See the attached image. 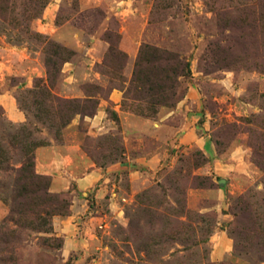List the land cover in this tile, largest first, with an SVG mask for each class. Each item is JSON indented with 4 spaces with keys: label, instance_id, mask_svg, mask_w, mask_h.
Instances as JSON below:
<instances>
[{
    "label": "rangeland",
    "instance_id": "374dc122",
    "mask_svg": "<svg viewBox=\"0 0 264 264\" xmlns=\"http://www.w3.org/2000/svg\"><path fill=\"white\" fill-rule=\"evenodd\" d=\"M0 45L23 114L0 105V264H264V0H0ZM26 64L45 75L20 86ZM61 143L97 166L160 161L130 162L134 183L117 175L116 212L109 191L77 194L85 212L63 235L75 193L54 191L34 155Z\"/></svg>",
    "mask_w": 264,
    "mask_h": 264
},
{
    "label": "crops",
    "instance_id": "0c3cea01",
    "mask_svg": "<svg viewBox=\"0 0 264 264\" xmlns=\"http://www.w3.org/2000/svg\"><path fill=\"white\" fill-rule=\"evenodd\" d=\"M126 41L127 38L123 36L121 47L127 53L130 62H133L136 55V47L134 45L128 46ZM11 56L12 50L0 45V105L4 107L6 114L11 119L20 121L23 119V114L18 110L12 93L13 89L18 86L2 84L8 74L16 73L17 71L15 59H12ZM72 67L71 63H66L62 68L63 73L68 71V76L70 78L72 77ZM21 70L22 74L26 75V78L24 83L20 84V86H30L32 84H29V82H31L33 77H43L45 75L44 68L39 64H26L25 68H22ZM64 86L68 89H75V84H64ZM193 92V90H190L188 96H191ZM120 98L121 92L118 89H113L109 94L108 99L100 98L96 112L90 117H84V120L88 123V128L90 130L99 128L105 117L106 104L112 102L114 107H117ZM78 119L79 117L74 119V121L77 122ZM131 119L138 122L140 118L133 116ZM190 120H193V118H190ZM188 124H190L188 121H183L180 127L175 128V131H173L174 128L171 127V130H168V132L171 134L172 131L177 133V130H183L181 139L188 140L194 134V132L191 131L192 128L187 127ZM166 131L167 130H165V133ZM34 155L36 171L40 174L50 176L51 186L54 191H68L72 189L75 193V198L70 205L71 213L60 218L63 222L60 226L63 235L66 234L64 230L66 229L65 231H69L71 229L70 226L73 225L74 221L85 212V204L78 198L77 194H83V192H86L87 194L91 193V195L96 197V202H99L102 201L101 198L109 191L111 196L108 198V208L116 212L115 205L117 200L114 199L113 196L115 187H118L117 175H119V179L121 178L120 180L124 177L134 183L136 171L130 170V162L144 164L147 167H155L160 161L159 154H154L150 157L139 156L137 158H131L128 156L127 161L125 160L124 162L118 161L107 166H97L85 155L79 143H61L39 146L35 149ZM214 166L219 168L221 164L217 162ZM123 170H126V174L123 173ZM96 218L94 217V219ZM69 219H71L70 225L66 226L65 224L69 222Z\"/></svg>",
    "mask_w": 264,
    "mask_h": 264
},
{
    "label": "trees",
    "instance_id": "16d2710c",
    "mask_svg": "<svg viewBox=\"0 0 264 264\" xmlns=\"http://www.w3.org/2000/svg\"><path fill=\"white\" fill-rule=\"evenodd\" d=\"M42 213H43V216H44L43 219H45V223L46 222L48 223V217L50 216L51 213L50 212H46V211H43Z\"/></svg>",
    "mask_w": 264,
    "mask_h": 264
}]
</instances>
